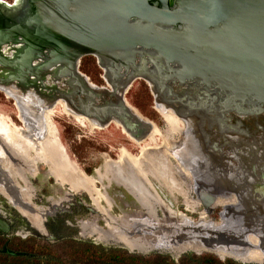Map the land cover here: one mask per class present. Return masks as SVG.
<instances>
[{
    "label": "water",
    "instance_id": "1",
    "mask_svg": "<svg viewBox=\"0 0 264 264\" xmlns=\"http://www.w3.org/2000/svg\"><path fill=\"white\" fill-rule=\"evenodd\" d=\"M167 3L168 0H0V88L18 91L20 96L29 94L46 106L61 101L72 114L91 120L79 111H71L66 95L56 86L69 90L75 86L77 90L72 94L80 104L84 90L90 98L88 103L109 96L104 90L89 87L77 71L79 59L93 56L104 70L116 69V64L126 68L136 49H151L158 61L181 67L175 74L179 84L184 80L198 81L210 90L208 99L216 108L204 110L198 121L209 120V113L216 121L229 114H264V0H172L170 7ZM135 78L153 84L146 77L130 75L123 81L122 90L111 94L114 104L105 102L94 107L103 117L94 121L103 125L113 120L132 137L142 139L146 125L134 118L123 98ZM46 81L50 86H43ZM105 82L111 86L109 78ZM38 87L57 95L44 98ZM169 112L186 128L189 126L190 119L173 109ZM185 137L193 141L189 133ZM198 157L200 170H190L198 185L199 196L196 192L195 197L207 211L214 198L225 193L224 186H220L225 181L223 176H215L216 167H209L203 156ZM198 171L208 172L203 178L207 182L214 180L212 190L198 184ZM247 172L250 178H257L251 168L244 169ZM249 177H245L247 183L242 188L226 189L235 195L237 204L219 213L222 226L211 228V232L197 229L194 237L180 230L178 233L187 236L170 238L196 241L206 248L244 250L252 248L245 236L257 234L256 230L264 252V189L257 182L250 183ZM236 178L239 179L237 174H230L227 183L234 184ZM204 189L210 193L205 195ZM0 225L5 232L4 224Z\"/></svg>",
    "mask_w": 264,
    "mask_h": 264
},
{
    "label": "rangeland",
    "instance_id": "2",
    "mask_svg": "<svg viewBox=\"0 0 264 264\" xmlns=\"http://www.w3.org/2000/svg\"><path fill=\"white\" fill-rule=\"evenodd\" d=\"M1 1L10 3L12 0ZM83 69L84 68L81 65L80 72H83ZM88 77L92 82H101L95 75L89 74ZM1 90L10 92L12 97L6 96ZM15 93L11 90L0 88V138L2 139L5 137H11L10 130H13L14 135H16V133H19L20 135L21 131L26 129L25 123L29 125L24 113L21 112V102H36V99L29 94L20 96L21 94L18 91ZM123 98L129 107L134 109L140 116L153 125V131L148 137L146 136L139 139L141 141H135L129 138L123 133L119 126H116L113 123H110L108 126L101 129L96 127L95 124L94 127H89L84 120L76 119L79 116L66 110L61 101H57L54 106L47 108L46 105H42V103L37 100L42 106H45V110L42 116V122H33L31 126L29 125L31 133L35 134L34 137H36L37 140L42 141L41 143L45 145L46 134L48 131L47 126H51L55 141L54 146L50 145V149L46 150L48 156H51L52 158L54 157L52 161L57 163L55 156H59L62 152V154L71 162L76 171L80 170L87 177L91 178L94 182L95 188L104 194V198H106L107 201L102 200L103 202H94L90 199L85 188H83L84 190L81 189L79 192H75L61 181H55V179H52L50 176V174H52L55 178L53 172L48 168L50 172L49 174L45 165L36 162L33 158V153L29 149L27 150L32 154L28 151L27 154H23L22 152L21 157H16L14 156L15 154L10 153L13 151L7 150L8 152L10 151L11 158H13L19 169L18 170L12 163L20 174V177L16 179L19 187L22 188L23 191L25 189L28 193H31L29 202L41 215L39 223L37 222V224H34L36 227L33 226L35 229L30 227L31 225L21 218L22 216L19 214L20 212L14 207L19 212L18 213L11 206L12 204L10 205L7 199L0 193V214L5 213L10 218H16L17 223L22 219L26 226L25 229L18 227L16 230L17 234L12 235L8 246L9 249L24 250L34 257L39 256L40 260L43 256L46 257L45 262L41 264H86L88 260L85 256H80L78 253L80 250L78 246L79 243H90L95 247H100L107 251H123L130 255H138L142 257H149L154 254L163 255L167 256L173 264H178L177 262L179 259H182V257L187 254L196 257H214L221 263L230 261L234 264H264L263 259L260 260V262L242 261L238 258L227 257L226 254H223L224 251L222 249L219 251L209 250L212 248H205V250H202L203 248L200 249L198 245L193 244L190 240H188V242H183V240L178 239L173 240L176 237L187 236V233L191 237H194V232L199 228L203 231L211 232L213 230L211 228L220 226V217L222 215L219 213H221L222 209L227 207V203L231 206H235L237 204L236 197L231 193L225 196L215 197L213 204L216 206L213 209H210V211L209 209L203 211L202 206H193L194 204L190 201L196 200L195 196L197 191L194 190L195 187L193 188V185L191 186V183L193 182L191 181L190 183V179L192 178L189 174L183 173L181 166L175 158L169 156L162 148L160 149L164 143L163 141L165 140V147L168 148L170 142H180L182 145L179 152L181 153L180 158L184 160L186 167L191 170L198 168V163H196V161L199 160V155L203 156L202 159L211 167H214V159H220V157L214 156L211 158L207 154L200 153L199 149L196 148V145L185 137L187 132L183 135L176 133L175 128H181V123L177 121L175 117L174 119L171 117L165 118L159 113L156 106L154 107L152 98L148 94L147 87L143 82L135 81ZM36 127H40L41 129L37 131ZM12 138H15V136L12 135ZM182 139L184 142H181ZM137 143L140 144L137 145ZM250 143L251 146H246L245 149H239V147H236L238 148V150H236L237 153L234 151L232 157L235 161L237 160L244 165L246 170L251 168L256 177L257 170H260L262 167L264 168V154L261 153L254 144L252 145L253 142ZM25 144L32 148L29 144ZM25 144H19L18 147L23 149L21 151H26ZM231 144L233 146H244L242 143H239V141L235 142L234 140L231 141ZM5 146L9 149L14 148L15 145L10 143ZM143 146H148V149L144 153H140L141 147ZM0 147L2 149H0V182H5V179L9 178V176L6 177V172L9 170L7 168L8 157L5 155L7 153L2 148L1 142ZM1 151H3L4 154H2ZM122 151L128 152L131 156L139 158L137 167L139 170L141 169L145 172V179L151 185L150 188L156 190V193H152L155 195L157 194L163 203H165L166 210L171 213V216L167 217L162 213L159 207H156L153 212L154 216L151 219L150 215L152 211L150 207L144 205L139 199L131 195L130 191L126 187L124 188L125 185L114 179L113 172L108 168L110 165L107 164L116 163ZM192 157L194 159H192ZM196 157H198V159H196ZM164 158L166 159V162L169 163L168 171L170 174H174V176L179 179L177 186L183 191V196L177 194L173 189L166 187L158 176L157 172L161 173L162 167L166 170V166L163 165V162L165 161ZM67 159L60 157L59 161L62 164H66ZM149 161L153 164L151 165L152 168ZM217 161L218 160H216V162ZM43 162L45 163V161ZM212 162L213 165H211ZM68 164L69 162L67 161V165ZM229 166H233L231 161ZM202 167L204 166L202 165ZM169 168L171 170H169ZM227 168L231 169L228 166ZM71 170L72 168H66V171L68 172H71ZM149 170L150 174L148 173ZM198 173V184L210 185V182L203 179L208 172L206 171L204 172L205 174H203L202 171H198ZM247 173L248 174H245V176L247 178L249 176L251 177L249 172ZM211 174L214 176V173L211 172ZM230 174L236 173L232 172ZM22 177L25 180L26 186L24 185ZM250 179V183L254 185V183H256L255 178ZM5 183L9 185V181ZM140 183L142 187H146L144 185V180L140 181ZM211 184L214 185L215 183H212L211 181ZM147 190L149 191V189ZM222 191H225V189H222ZM152 193L149 192L150 198L159 200ZM224 200L225 202H220ZM190 204L192 205L190 206ZM6 207L8 208L9 213L6 210ZM234 211L240 213L241 209L234 208ZM50 214H52V216L47 217L46 221L43 223V219L46 216H50ZM181 215L187 219L186 223L182 222ZM201 222L209 224L206 225L207 227H203L200 225L202 224ZM228 222H230L229 219ZM42 223L44 229L47 230L48 236L40 234H44V229L41 227ZM162 225H164V227H161ZM51 226L55 228V233L53 232V234L51 233L52 231H50ZM151 226H154L155 228L152 227L153 230H149V227ZM180 230H187L189 232L180 234L178 233ZM256 233L258 234V232ZM257 234L254 233L245 236V242L252 246L251 249L240 250L232 248L224 250L231 251L232 253L243 252L242 254H239V256H244L247 253V258L253 251L259 255L263 254V250L258 247L260 235ZM172 235H174L173 239L170 238L173 237ZM118 236H121L124 239L129 238L128 240L134 239L136 241H141L142 243H139L142 247H129L124 242L118 240L116 238ZM57 237H65V240H68L67 242L76 244L77 247L69 249L66 255L60 256L64 254L63 251L66 250L62 247H58V244H60L61 241ZM143 241L146 244H143ZM71 252H76L77 255H73ZM55 260H57V262Z\"/></svg>",
    "mask_w": 264,
    "mask_h": 264
},
{
    "label": "flooded vegetation",
    "instance_id": "3",
    "mask_svg": "<svg viewBox=\"0 0 264 264\" xmlns=\"http://www.w3.org/2000/svg\"><path fill=\"white\" fill-rule=\"evenodd\" d=\"M171 1L172 0H168L167 4L169 7L171 6ZM149 59H152V60H149ZM81 65L84 68L83 72H80ZM180 68L181 67L178 66L177 64H170V63H165L163 61H158L157 59H155L154 51L151 49L150 50L136 49V53L134 55L132 63H128L126 65V68L121 67V66H117V64H116V69L109 68L108 70H104L102 67H100V65L98 64V61L95 57L84 56V57L80 58L78 61L77 71L81 75L84 76V78L86 79V83H88L90 88L92 87V88L96 89L97 91H103L104 90V91H106V94H109V96L102 97L101 99H92V101L88 103L90 98L86 97L88 95V92L84 90L82 92L83 94L80 96V99H81V104H80L78 102L77 98L75 96H73V94H72L75 90H77V88L75 86L72 87V90H69L67 87H62L60 85H57L56 87L61 92H64V94L66 95L67 105L71 109V111H73V112L79 111V112L85 114L87 117H89V119L91 118V121L93 120V122H95L96 120L102 119L103 117L97 115V112L94 110V107H99L100 105H102L105 102H107L109 104H114L115 98L113 96H111V94H113L114 92L117 93L118 91L122 90L123 81H125V79L127 77H129L131 75V76H135V77L143 76V77H146L148 79H151V81H153V84L149 85L142 78H135L130 83V85L125 89L124 95L127 94L129 89L131 88V85L135 81H141L146 85L147 92L151 96L154 106L159 105L160 107H163V109L166 108V110H168V111L170 109L171 110L173 109V110L181 113V116H183L184 118L190 119L189 126H187V133H189L191 136H193L192 142L196 145V148L199 149L200 153L208 154L209 157H211V158H213L214 156L220 157V159H214L213 162H214V167H216L215 168V171H216L215 176L218 175V177H219V175H221V176H223V177H221V179H223L225 181L224 184H221V186H224L223 189H225V191H224L225 193H223V196H225L228 194L226 189H228V188L234 189L235 188L234 186L239 188V187L243 186V183H247V180L245 178L246 176L244 173V169H245L244 165H242L238 161L236 162L232 157V153L234 151L238 150V148H236V147H239V149H245L246 146H249V145L251 146L250 142H253L252 145L254 144L258 148V150L264 154V114L254 116V117H241V116H236L234 114H229L227 116H224L223 120L216 121V120H214L213 115H211L209 113L207 115L209 120L204 119V120H202V122L198 121L199 117L201 115H203L204 110L205 111H207V110L212 111V110H215V108H216L215 104L211 103L208 99V97L211 96V92H210V90H207L205 87H203L198 81H185L184 80L183 83L179 84V82L177 81V76H175V74H176L177 69L180 70ZM89 74L95 75L101 82L100 83L92 82L90 80V78L88 77ZM177 75L179 76V72L177 73ZM106 77L109 78V82H110L111 86H108L106 84V82H105ZM47 85L50 86L49 82L46 81L43 83L44 87ZM37 86H40V85L37 84ZM38 88H39L38 89L39 93L42 94L44 96V98L50 97L53 95L54 96L57 95V93L55 91L47 92L41 87H38ZM154 97L156 98L155 99L156 101L159 98L157 103H155ZM43 101H45V99H43ZM21 104H20V106L22 107L21 112L24 113L26 120L30 126H31V124H33V122H36V123L40 122V121L42 122V120H43L42 116H43L44 110H45V106H42L43 104L41 105V103L38 102L37 100L35 103H33V102L32 103H30V102L29 103H26V102L23 103V101H22ZM24 106L25 107L27 106L28 108L26 109ZM96 118H98V119H96ZM208 122H210L209 123L210 129L207 128ZM110 123H111V121L105 125L108 126ZM36 128H37V131L41 129L40 127H36ZM10 132H11L10 139L8 141L7 140L5 141V139L0 138V142H1L2 148L7 153V155L9 156V159L12 161V163L15 165V167L18 169L15 161L13 160V158H11L12 157L11 154H15L14 156H16V157H21L22 152H23V154L24 153L27 154V151H28L27 149H29L33 154L30 151H28V152H30L33 155L34 160L40 164L45 165L48 173L50 174V172H49L50 167L47 165V163L45 164L37 156L35 151L32 148H30L29 146H27L21 140L19 133H16V135H14L13 130H10ZM12 135L15 136L16 141H18V142L13 140L14 138H12ZM233 140L235 142L239 141V143H242L244 146H239V145L233 146L231 144V141H233ZM10 143L15 145L14 148L8 149L5 146L6 144H10ZM20 143H23L26 145L27 148L24 146L26 151H21L23 149H21V147H18ZM7 150H11L13 152L9 151L11 153L10 154ZM236 153H237V151H236ZM19 154H20V156H19ZM216 160H218V161L216 162ZM230 161L233 164V166H235V167L229 166ZM213 162H212V164L211 163H209V164L213 165ZM227 166L230 167L231 169L227 168ZM48 168H49V170H48ZM198 168H199V166H198ZM232 172L236 173L239 177V179L238 178L235 179V185H233V184L230 185L227 183L229 181V175ZM257 174L258 175H257V178H255V181L259 184V186L260 185L263 186L262 189H264V168L262 167L260 170H257ZM50 176L52 177V179H55L52 176V174H50ZM22 179H23V177H22ZM223 180H220V181H223ZM55 181H56V179H55ZM191 181L193 183H191ZM213 182L214 181L212 180V183ZM190 183H191V186L193 185V188L195 187L194 190H196L198 188V185L195 184L192 179H190ZM24 185L26 186L25 180H24ZM144 185L147 187V189H149L150 193H152V192L156 193V190H152L148 186V184H146V181H144ZM202 185H204V184H202ZM212 185L213 184L210 183V185H207V186H209L211 188ZM214 186H215V184H214ZM235 189H237V188H235ZM211 190H212V188H211ZM204 191L206 192V193H204L205 195H207V193H210V191H208V190L204 189ZM154 193H152V194L155 197H157L161 203H163V201L160 199V197L157 194L155 195ZM197 195L199 196L198 191H197ZM258 196H257V198H258ZM3 197L6 198L4 195H3ZM6 199L8 200V203H10V205H11L12 203L9 201V199L8 198H6ZM90 199H91V197H90ZM190 202L194 204L193 206H196V207L202 206L201 203L197 201V199L195 201L191 200ZM163 205L166 207L165 203H163ZM215 206H216L215 204H212V206L210 208H208L209 211H210V209H213ZM12 207L14 208L13 205H12ZM6 210L9 213L7 207H6ZM45 212H47V211H45ZM49 213H53V212H49ZM5 215H6L5 213L0 214V222L2 224H4V226L6 227V231L3 232L1 229V225H0V241H1L0 258L8 257V258L33 259L34 256H32L30 253H28L24 250H13V249L11 250V249H9L8 246H9V242L11 241L12 235L17 234L16 230L18 229V227L21 229H25L26 226H25V223L22 219L19 220L17 223L16 218L11 217L12 218L11 219L8 215H6V216ZM51 216H52V214H50V216H46L43 219V223L46 221L47 217H51ZM22 217H24L26 220L28 219L25 216H22ZM42 218H43V214H42ZM28 222L30 223L31 221L29 220ZM31 223H30V225H31ZM43 223H42L41 227H43ZM31 226L36 227L33 223ZM43 229H44V227H43ZM50 231H52L51 233L53 234V232L55 231V228L51 226ZM40 234L48 236L47 230H45V229H44V234H42V233H40ZM55 239H56V237H55ZM5 251L11 252L16 256H10Z\"/></svg>",
    "mask_w": 264,
    "mask_h": 264
},
{
    "label": "bare ground",
    "instance_id": "4",
    "mask_svg": "<svg viewBox=\"0 0 264 264\" xmlns=\"http://www.w3.org/2000/svg\"><path fill=\"white\" fill-rule=\"evenodd\" d=\"M1 92L4 93L8 97H12V95H10V92H8L6 90H1ZM158 99H157V101H158ZM124 102H125V100H124ZM56 103L57 102H54L53 104L48 105L46 107L48 108L50 106H54ZM125 104L127 105L128 109L130 110V112L132 113L134 118H136L137 120H140L142 124L146 125L145 130H147V131L145 132L146 133L145 137L146 136L148 137V135L153 131V125L150 122H148L146 119H144L142 116H140L134 109L129 107V105L126 102H125ZM155 106H156V109L159 111V113L161 115H163L165 118L171 117L172 119H174L173 115L168 110H166V111L163 110L159 105H155ZM79 117H81V116H79ZM79 117H77L76 119L84 120L85 123L89 127H94V124L96 125V127L100 128V129L106 127L105 124L101 125V124L95 123L93 121H92L93 122L92 123L91 120H87V119H84L82 117L81 118H79ZM111 123L119 126L113 120H111ZM181 125H182V127L181 128H175V131H176V133L183 135L184 133L187 132V128L182 123H181ZM25 126H26V129L24 131H21V134H20L21 140L23 142L29 144L33 148V150L35 151L37 156L41 160L45 161V163H47V165L50 167V170L53 172L56 180L61 181L63 184L68 185L75 192H79L81 189L85 188V191H87V193L89 194V196L91 197V199L94 202H100L102 200H106V198H104V194H102L101 192H99L97 190V188H95L94 182L91 180V178L87 177L80 170L76 171L74 169L73 165L71 164V162L62 154V152L59 156H55L57 163L55 161H52L54 157L52 158L51 156H48L46 150L50 149V145L54 146V141H55L51 126L50 127L47 126L48 131L46 134L45 145H43V143H41L42 141L37 140L36 137H34L35 134L31 133L30 126L27 125V123H25ZM122 131L129 138H131L135 141H141L137 138L132 137L130 134L126 133L124 130H122ZM3 139H5V141L6 140L8 141L10 139V137L9 138L5 137ZM13 140L16 141L15 138ZM16 142H18V141H16ZM163 142L164 143L160 147V149L162 148L169 156L175 158L177 160L178 164L181 166V170L183 171V173L189 174L191 176L192 180L194 181V183L196 184V182H195L196 180H195V177H193V173L190 171V169H188L186 167L184 160L180 158L181 153H179V152H180V149L182 148V145L180 144V142H177V143L170 142L169 148L165 147V143H166L165 140ZM181 142H184L183 139L181 140ZM139 144L137 143V145H139ZM0 149H1V147H0ZM147 149H148V146L141 147L140 153H144ZM1 152H2V154H4L3 151H1ZM5 155L8 157L7 168L9 169L6 172V177L9 176V178L5 179V182L9 181V185L5 182H0V193L2 195H4L6 198H8L9 201L12 203V205L20 212V214L22 213L26 218H28L27 219L28 221L30 220L31 222H33V224H35V223L37 224V222L39 223V221H40L41 215L33 207V205L29 202L31 194L28 193L25 189L23 191L22 188L19 187L18 182L16 180V179H18V177H20L19 171H17L15 169V167L13 166L14 164L12 165V161L9 159V156L7 154H5ZM60 157H64V159H67L66 164L65 163L62 164L59 161ZM138 159H139L138 157L137 158L133 157L128 152L122 151L120 153L116 163L107 164V165H110V166H108V168L113 172L114 179H116L117 182L125 185L124 188L126 187L130 191L131 195H133L135 198L139 199L144 205L150 207V209L152 211L151 215H150L151 219L154 216L153 212L155 211L156 207H159V209L162 211V213H164L167 217L171 216V213L168 210H166V207L159 200L151 199L150 195H149V191L147 190V188L144 186L142 187L140 185L141 184L140 181L144 180V181H146V184H148V186L151 187V185L145 179V174H144L145 172L142 171L141 169L139 170V168L137 167ZM147 159H148V157H147ZM192 159H194V158L192 157ZM196 159H198V157H196ZM67 161L69 162L68 165H67ZM149 162H150V166L153 165L151 161H149ZM163 165L166 166V170L162 167L161 173H159L157 171H155V172L158 173V176L160 177V179L162 180V182L164 183V185L166 187L173 189L174 191H176L177 194L183 196V191H181V189L177 186L179 179L176 176H174V174H170V172L168 171L169 163L166 162V159L163 162ZM66 168H72L71 172L66 171ZM151 168H152V166H151ZM169 170H171V169L169 168ZM118 171H120L121 173H124V174H121ZM151 171H153V170H151ZM148 173L150 174V170L148 171ZM12 176H13V179H12ZM233 185H235V184H233ZM234 187H236V186H234ZM220 202H225V200L220 201ZM191 205L192 204H190V206ZM226 206L228 207L231 205L227 203ZM181 220L184 223L187 222V219L184 218L183 215H181ZM201 223L202 224H200V225H202L203 227H207L206 225L209 224V223H205V222H201ZM31 225H32V223H31ZM219 225L221 226V223ZM179 226H181V225H179ZM220 226H216V227H220ZM152 227H154V226L149 227V230H151V229L153 230ZM161 227H164V225H162ZM158 229H160V228H158ZM254 231L257 232L256 230H254ZM116 238L118 240L124 242L125 244H127L129 247H139V248L142 247V245L140 244V243H142L141 241H138V240L136 241L134 239L128 240L129 238L124 239L121 236H118ZM198 240H199V238H198ZM186 242H188V241H186ZM192 243L195 245H198V247L200 249L203 248L202 250H205V248H206V247L200 246V244H198L196 242L192 241ZM143 244H146V243L143 241ZM258 247L260 248V246H258ZM221 249L224 251L223 254H226L227 257L238 258L239 260H242V261L260 262V260H262V259L264 260V252H263V254L259 255L258 253L253 251L252 253L249 254V257L247 258L246 257L247 253L244 256H239V254H242L243 252L232 253L231 251L224 250L225 248L224 249L223 248H212L209 250L219 251Z\"/></svg>",
    "mask_w": 264,
    "mask_h": 264
},
{
    "label": "trees",
    "instance_id": "5",
    "mask_svg": "<svg viewBox=\"0 0 264 264\" xmlns=\"http://www.w3.org/2000/svg\"><path fill=\"white\" fill-rule=\"evenodd\" d=\"M25 223V222H24ZM55 233V231H54ZM61 243L58 244V247L64 248L66 251H63L66 255L68 250L77 247L76 244L67 242L65 237H57ZM80 250L79 255L85 256L88 260L86 264H173V262L163 255H151L149 257H142L138 255H130L123 251H113V250H104L100 247H95L90 243H79ZM77 249V248H76ZM73 255H77L76 252H71ZM49 256V254H48ZM46 257H42L41 260L39 256L34 257L33 259H21V258H0V264H41L45 262ZM53 260V259H52ZM57 262V260H55ZM59 262V261H58ZM61 263V262H60ZM178 264H234L230 261L219 262L214 257L202 256L196 257L191 254H187L179 259Z\"/></svg>",
    "mask_w": 264,
    "mask_h": 264
}]
</instances>
